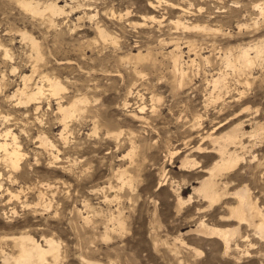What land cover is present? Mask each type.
Returning <instances> with one entry per match:
<instances>
[{"label": "rangeland", "instance_id": "1", "mask_svg": "<svg viewBox=\"0 0 264 264\" xmlns=\"http://www.w3.org/2000/svg\"><path fill=\"white\" fill-rule=\"evenodd\" d=\"M20 1L0 0V130L11 128L24 152L16 169L0 162V251L15 254L9 237L26 232L60 243L58 261L43 264H264V237L253 227L240 226L228 251L188 233L201 217L235 227L221 217L236 199L227 194L221 207L206 208L193 193L205 174L180 168L199 134L257 126L260 137L244 136L245 161L219 188L247 186L264 207V56L250 67L236 59L243 46L264 42V9L256 7L264 0H56L65 13L55 17ZM177 19L211 33L185 32ZM219 75L225 88L212 84ZM43 77L59 81L60 93L51 96ZM36 85L45 90L38 103L15 107L11 94ZM74 98L87 101L63 123L57 102ZM188 157L204 167L216 159ZM175 189L192 202L179 205Z\"/></svg>", "mask_w": 264, "mask_h": 264}, {"label": "bare ground", "instance_id": "2", "mask_svg": "<svg viewBox=\"0 0 264 264\" xmlns=\"http://www.w3.org/2000/svg\"><path fill=\"white\" fill-rule=\"evenodd\" d=\"M20 3L22 6L25 7V9H27L28 11H30L34 15H41L42 16L45 13H49V15L55 17V16H59V15H62L65 13L64 6L60 5L58 3V1H56V0L55 1H47L44 3H40L39 1H33V0H21ZM149 7L152 8L151 3L149 4ZM256 7L258 9H260V13H262V10L264 9L263 4H257ZM179 9L183 10L181 8H179ZM151 19H154V17H151ZM256 22H258V21H256ZM174 23L177 26H181L185 32L197 30V31H202V33L203 32L207 33L211 30V29H208V27H206V26H202V27L192 26V27H190L191 25L189 26L188 24H185L184 22H182L179 19H177ZM245 24H247V23H245ZM253 26H255V25H253ZM209 33H211V32H209ZM99 35L101 37H104V38L107 36L104 29L99 30ZM27 38H28V36H27ZM263 45H264V42L262 44L260 41V43H256V44L254 43V45L249 46L247 48H245V46H243V48L241 47L242 49L239 50V52L237 53V56H236L237 63L239 62V66H241L240 65V63H241V64L245 65V67L246 66L250 67L253 64V59L255 57L264 56ZM176 48H177V46H176ZM251 50L254 51V53H255L254 56H251V53H250ZM178 52H179V50L178 51L172 50L169 52V54L171 56L168 54V56L171 57V59L173 61V65H174L176 70L179 66L178 64L180 61V54ZM6 55H7V53H6ZM225 59H227L228 63H230V64L233 62L230 58H225ZM41 66H43V65H41ZM245 67H244V69H245ZM182 72H183V70H182ZM43 78L46 79L48 82L47 91H49L51 96L59 94L60 91L63 89L62 85L59 81H57L55 79L54 80L49 79L48 77H43ZM27 79H29V78H27ZM212 84H214V86L223 85L222 87H224V88L226 87L225 82H224V78L221 75L217 76L216 78H213ZM0 86H2V85L0 84ZM3 86H4V84H3ZM36 87H37L36 90L30 91V92L26 90V86H24L23 88L21 87L22 89L17 88L16 91L11 94L9 99H12L15 101V105L13 104L15 107L29 108L33 105H36L38 103V98L45 91L42 86L36 85ZM237 92H239V91H237ZM241 94L242 93L239 92L240 97H242ZM8 96L9 95L7 94V96L5 98H8ZM218 96H220L219 93H218ZM210 98H211V96H210ZM6 101H8V100H6ZM84 101H87V100L82 99V98H74L71 101L67 102L66 104H61L60 101L57 102L58 111L61 115V116L60 115L59 116L62 118L63 123L66 121L67 118H70V117L72 118V116L75 114V112H78L81 110L80 106L82 105V102H84ZM85 105H83V106L85 107ZM37 108H38V106L35 107V109H37ZM141 109H143V108H141ZM82 111H84V108ZM7 116H10V115H7ZM2 117L7 119V117L4 115H1V118ZM5 119H4V121H5ZM1 121H3V119ZM13 121H15V120H13ZM194 124H195V122H194ZM14 125H16V124H14ZM196 127H197V125H196ZM63 129H65V126ZM258 130H260V129H258L256 126L250 132L245 131L243 126H242V123H239V124L232 126L229 129H227L226 131H224V133H222L220 135H215L213 132H206L205 134H199L198 133L199 135L197 134L198 135L197 137L199 138V143L195 144L193 146H190V148L188 149L189 150L188 153L189 154L196 153L199 155L215 153L216 159L211 163V165H209L207 167L202 166L199 161H196L193 158L190 159L188 157L189 154L185 155L184 158L181 160L180 168L182 171L188 172V171H192V170H196V169L200 168V170L197 172H202L205 174V176L203 178H201V180L199 181V183H198L199 185L193 186V193H197L199 196V199L203 200L205 202L206 208L215 210V209H217V207H221L220 204L224 203V202H222V200H223V198H225V196L227 194H229L230 196H232L233 198L236 199L235 205H232V206L228 205V207H227L228 213L226 212L227 213L226 216L221 217V222H227V223L228 222H235L236 223L235 227H219L217 225L215 226L213 224H209L206 221V219L201 217L198 220V222L196 223L195 228L188 230L189 234H196V235L204 237V238H217V239H219L223 243V246L225 247V251H228L230 249V247H231L230 245L232 244V242H235V240L237 238L242 237L241 236L242 233L240 234V226H242V225H246V227L247 226L253 227L256 235H258L260 238L264 237V207L257 205V203H256L257 201H255L251 196V192H250L249 187L240 186L230 193H227L226 192L227 190L221 191L219 188L221 185H224L223 187H225V184L227 183V182L223 183L222 178L229 175V174H233V172L236 171L239 168V166L245 161L244 156L238 151V149L241 151H245L247 149V145H246L247 143L245 144V142L243 141L244 136L245 135L256 136L255 138H257V135H258V137H260ZM46 136L47 135H43V134L38 136L40 143L43 145H48V146L54 148L55 145ZM187 146H188V144H187ZM55 151H57V150L55 149ZM171 154H172V152H171ZM23 157H24V152L21 151L20 145L17 142V135L12 132V129L6 128L3 131L0 130V162H2V164H4L5 167H10V168L16 169L20 165L21 159ZM53 157L55 159L58 158V156L55 154H53ZM252 158L254 159L255 155H253ZM127 172H128V170H127ZM124 174L125 173L122 172V174L120 175L121 181L120 180L119 181L122 182V184H124V186H125V184L126 185L130 184L132 179L128 176L125 178L122 177V175H124ZM116 175H117V173H116ZM161 176L165 177V174L163 173V175H161ZM12 179H13V177H12ZM12 179H11V181H12ZM0 187H1V184H0ZM128 188H129V186H128ZM98 189H100V191H102L101 190L102 188H98ZM174 191L176 192V189ZM176 193H177V203L181 206L182 205L184 206V204L185 205L189 204L190 202H192V200L194 198L192 194H189L187 197H183L180 193H178V192H176ZM175 200H176V198H175ZM108 201H110V200H108ZM112 201H113V199H112ZM85 205H87V204H85ZM225 206H226V204H225ZM200 211H202V210L200 209L199 212ZM112 221H114V220H112ZM106 228H108V227H106ZM106 235H108V234H106ZM9 238H11L10 243H13V245L17 248V251L15 250V254H13V253H9V252L4 251V249L1 250L0 251L1 252V264H43V263L47 262L48 258L56 259L58 261L57 258L59 257L60 243L53 238H44L43 241L40 242L39 240L35 239L32 235H30L26 232H21L17 235H13ZM179 240H181V239H179ZM243 240H245V238ZM180 243H182L181 245L186 244L182 240ZM0 245H2V244H0ZM4 245H3V247H4ZM235 245H236V247H238L237 243H235ZM10 247H11V245H10ZM186 247L192 249L197 254L200 253V251L194 247L187 246V245H186ZM13 249H15V248H13ZM13 249H11V250H13Z\"/></svg>", "mask_w": 264, "mask_h": 264}]
</instances>
